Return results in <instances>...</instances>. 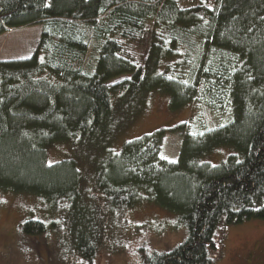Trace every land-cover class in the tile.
Segmentation results:
<instances>
[{"label":"trees","instance_id":"trees-1","mask_svg":"<svg viewBox=\"0 0 264 264\" xmlns=\"http://www.w3.org/2000/svg\"><path fill=\"white\" fill-rule=\"evenodd\" d=\"M37 25L32 56L0 61V191L35 195L60 212L70 255L93 261L116 235V216L145 203L176 214L187 239L170 251L141 247L139 264H216L227 227L264 221V0H196L188 8L175 0H0V36ZM147 36L138 67L122 50ZM189 37L242 58L229 75L233 121L184 136L175 163L158 161L159 145L182 126L112 153L147 94L167 95L173 112L191 102L170 66L160 70ZM121 76L129 79L107 85ZM70 141L83 172L76 159L46 162L47 148ZM219 147L233 152L218 165L205 162ZM20 230L31 237L46 228L28 219Z\"/></svg>","mask_w":264,"mask_h":264},{"label":"rangeland","instance_id":"rangeland-1","mask_svg":"<svg viewBox=\"0 0 264 264\" xmlns=\"http://www.w3.org/2000/svg\"><path fill=\"white\" fill-rule=\"evenodd\" d=\"M175 1L184 8L196 3V0ZM31 35V31L20 30H9L1 35L4 37L0 40V61L32 56L38 43H22ZM183 43L180 55L161 64L160 70L170 66V75L190 87L191 102L173 112L169 109L167 95L157 92L147 94L140 102L137 113L117 132L110 146L112 153L118 154L123 144L131 140L161 129L182 126L181 132L166 133L159 145L158 161L175 163L184 136L202 137L233 121L232 83L229 75L242 66V58L210 47L199 38H185ZM148 49L147 36L140 43L125 45L122 56L138 67L143 66ZM128 79L129 76H121L107 85L113 87ZM118 111L121 113L123 110ZM232 152L231 148L219 147L204 161L215 166L225 161ZM79 156L73 141L56 143L46 149L48 165L66 159L78 160ZM78 161V168L83 172L86 164ZM28 219L42 222L46 228L45 233L41 236H24L20 226ZM113 221L115 223L112 226L117 227L116 235L112 234V239L103 242L105 247L93 261L84 262L66 251L65 225L60 212L49 211L44 200L35 195L0 191V264H139L138 250L141 247H146L149 252L170 251L187 239L186 229L180 224L178 216L154 204L135 206L119 213ZM103 224L106 222L103 221ZM216 264H264V221L227 227L222 257Z\"/></svg>","mask_w":264,"mask_h":264},{"label":"crops","instance_id":"crops-1","mask_svg":"<svg viewBox=\"0 0 264 264\" xmlns=\"http://www.w3.org/2000/svg\"><path fill=\"white\" fill-rule=\"evenodd\" d=\"M16 30H20L22 32H26V31H31L32 35L31 37H26V39H24L22 41V43H38L40 40V36L42 33V26L41 25H37V26H33V27H28V28H22V29H16ZM27 36H29L28 33H26ZM4 36H0V40L3 38ZM29 58V57H27ZM27 58H21V59H16V60H22V59H27ZM13 60V59H12Z\"/></svg>","mask_w":264,"mask_h":264}]
</instances>
